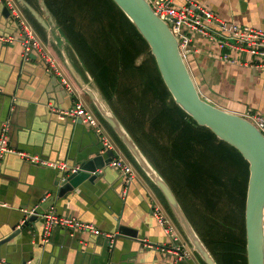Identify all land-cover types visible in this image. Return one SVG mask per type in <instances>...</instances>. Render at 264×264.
<instances>
[{
	"label": "crops",
	"instance_id": "1",
	"mask_svg": "<svg viewBox=\"0 0 264 264\" xmlns=\"http://www.w3.org/2000/svg\"><path fill=\"white\" fill-rule=\"evenodd\" d=\"M26 1L48 21L39 0ZM45 2L47 6H53V11L48 8L56 23L55 27L49 23L50 30L40 24L38 28L21 5L26 18L62 70L72 77L67 66L70 63L87 84L101 91L57 23L55 13L58 7L54 0ZM74 2H83L88 11L82 24L90 42L98 38L95 35L101 27H118L124 22L129 28L128 21L110 0H70L68 7L71 9L68 10L72 13L76 7ZM175 3L178 7L195 4L213 11L225 21L264 29V0H175ZM3 7L4 4H0V133L3 122L9 120L8 139L11 148L16 152L38 155L47 164L32 163L16 153H8L4 157L0 176V202L5 205L0 207V240L12 232V224L25 212L30 215L32 210L48 205L55 206L59 216L95 224L103 235L58 227L45 242L42 219L36 223V227L24 229L11 241L0 246V262L108 264V257H111L112 262L122 264H171L175 254L163 249H168L174 241L164 232L153 214L154 207L158 205L176 226L180 242H184L188 248L189 257L182 259L179 264H204L174 214L168 210L159 190L102 122L99 112L94 110L92 100L84 91L81 98L104 124L113 142L115 157L130 163L135 170V177L126 183L122 172L110 166L96 183L86 181L76 191L70 192L66 199L57 196L53 182L58 173L78 168L82 160L94 156L91 155L93 151H98L103 145L96 130L89 124L73 122L66 115L60 118L63 111L74 107L77 97L66 92L60 77L48 70L47 63L39 54L34 52L29 61H24L18 22L11 15L6 16ZM97 12L100 13L99 18ZM9 36L13 37L12 42L1 39ZM111 42L115 49L119 48L112 38ZM135 45L140 52L135 65L146 63L155 69L150 48L134 35L133 44L129 43L127 48L134 49ZM191 48L187 65L205 99L241 116L247 111L264 113V67L226 62L219 57L220 49L200 36H194ZM231 55L241 60L246 58L235 53ZM153 78L159 85V76L154 73ZM101 95L113 110L102 91ZM137 95H141L140 89H137ZM167 101L170 102L171 97L168 96ZM154 104L152 108L160 107L159 102L154 101ZM114 105L119 114L113 112L138 141V146L150 158L149 161L154 167L162 169L163 163L153 145L156 143L165 150L169 149L170 126L155 127L151 122L155 114L151 111L140 127L126 117L118 103L114 102ZM144 135L150 139H145ZM59 163L65 165L63 170L52 166ZM161 174L173 190L178 192L180 187L177 182H173L169 172L163 171ZM44 197L47 199L43 202ZM122 225L135 230L137 237L119 236L117 230Z\"/></svg>",
	"mask_w": 264,
	"mask_h": 264
},
{
	"label": "trees",
	"instance_id": "2",
	"mask_svg": "<svg viewBox=\"0 0 264 264\" xmlns=\"http://www.w3.org/2000/svg\"><path fill=\"white\" fill-rule=\"evenodd\" d=\"M110 2L128 21L129 28L124 22L118 27H101L95 35L98 38L90 42L84 34L82 24L88 11L83 2H74L75 12H70V0H54L58 7L56 21L116 113L119 114L114 102L124 110L127 118L140 127L151 111L155 114L151 121L155 127L170 126L172 131L168 132L169 149L165 150L156 143L153 145L163 163L162 169L155 166L156 170L160 174L163 171L169 172L173 182H177L180 187L178 192L170 187L217 263L248 264L245 225L248 162L236 148L220 140L209 128L198 125L175 103L151 52L155 69L146 63L135 65L140 52L136 50V45L133 46L134 49L127 48L129 43L133 44V36L148 48L149 46L117 4L113 0ZM49 7L53 8L51 4ZM23 9L33 23L38 28L41 27L31 13L25 7ZM96 16L99 18L100 13L97 12ZM111 38L119 48H114ZM154 73L159 76V85L153 78ZM137 89L141 90L140 96L137 95ZM168 96L171 97L170 102L167 101ZM154 101L159 102L160 107L152 108ZM99 116L143 172L119 136L100 114ZM144 138L150 139L147 135ZM154 186L173 214L161 190L157 185Z\"/></svg>",
	"mask_w": 264,
	"mask_h": 264
},
{
	"label": "water",
	"instance_id": "3",
	"mask_svg": "<svg viewBox=\"0 0 264 264\" xmlns=\"http://www.w3.org/2000/svg\"><path fill=\"white\" fill-rule=\"evenodd\" d=\"M16 1L25 7L46 30L51 29L50 24L53 27L56 26L45 0H39V3L48 21L26 0ZM113 1L147 42L162 79L175 103L191 116L198 125L209 128L220 140L236 148L248 162L249 179L245 205L247 261L248 264H264L263 134L245 117L219 108L200 94L189 67L181 54L179 42L171 30L172 22H166L160 18L148 0ZM3 13L6 16L11 15L10 10L5 5ZM57 33L60 34V31L57 30ZM62 39L65 41V38ZM67 66L73 79L90 97L99 114L119 136L140 168L161 190L177 222L197 254L206 264H218L193 227L170 185L151 164L106 100L103 99L101 91L87 84L70 63ZM91 155L94 156L80 162L76 171L68 170L58 173L53 186L56 188L55 191L59 198L66 199L70 192L76 191L86 181L92 184L96 183L105 174L115 158L113 149L100 148L98 151H93ZM51 206L53 205L41 207L30 215L25 212L17 222L12 224V232L0 240V246L11 241L24 229L32 226L36 227V223L43 219V215ZM117 232L119 236L137 237L135 230L123 225L119 226ZM111 259V257H108V264H122L112 262Z\"/></svg>",
	"mask_w": 264,
	"mask_h": 264
},
{
	"label": "built area",
	"instance_id": "4",
	"mask_svg": "<svg viewBox=\"0 0 264 264\" xmlns=\"http://www.w3.org/2000/svg\"><path fill=\"white\" fill-rule=\"evenodd\" d=\"M152 5L156 14L166 22H172L171 30L179 42V48L184 60L190 57L192 52V42L194 36H200L208 41L210 44L216 45L221 53L219 57L230 63H241L244 65H252L255 67H264V29L254 28L252 26L240 25L234 21H225L219 18L213 11L202 8L198 5H189L178 7L175 0H148ZM10 10L11 16L17 20L22 44V57L24 61H29L31 55L36 52L47 63L48 70L54 72L60 77L61 83L66 92L76 98L74 107L63 111L60 118L69 116L73 122L80 121L89 124L95 130L100 138L104 149H113V142L106 131L104 124L100 121L97 115L88 108L81 98L83 90L77 85L73 78L62 68H60L46 49L45 45L38 37L32 23L26 18L21 5L16 0H0ZM12 42L13 37L1 38ZM231 53L240 56H246L245 60L232 56ZM246 119L251 121L264 136V113L247 111L243 115ZM10 128L9 120L2 124L0 133V176L2 172V161L8 153H16L32 163L47 164L38 155H31L25 152H16L11 148L8 139V132ZM54 168L64 169L65 165L62 163L52 164ZM110 166L119 169L124 176L125 182L129 183L135 177V170L130 163L120 157H115ZM77 168L71 171H76ZM47 197L43 198L45 201ZM5 204L0 202V207ZM36 210H32L33 214ZM154 216L158 220L159 225L164 232L169 235L174 241L168 249L169 252L175 254L174 260L171 264H179V262L189 257V251L184 242H180L177 228L170 219V217L161 209L160 206H155L153 211ZM43 229L44 241L47 242L52 231L58 227H65L81 232H90L95 235H103L101 230L91 222L81 221L73 217L59 216L56 212L55 206L48 208L43 215ZM0 264H10L1 261Z\"/></svg>",
	"mask_w": 264,
	"mask_h": 264
},
{
	"label": "rangeland",
	"instance_id": "5",
	"mask_svg": "<svg viewBox=\"0 0 264 264\" xmlns=\"http://www.w3.org/2000/svg\"><path fill=\"white\" fill-rule=\"evenodd\" d=\"M85 93V92H84ZM92 107L94 108V110H96V107L94 106V105H92ZM237 204H239L238 202H239V200H238V202L237 201H235ZM234 202V203H235Z\"/></svg>",
	"mask_w": 264,
	"mask_h": 264
}]
</instances>
